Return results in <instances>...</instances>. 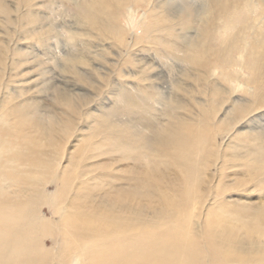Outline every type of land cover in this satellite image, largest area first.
I'll list each match as a JSON object with an SVG mask.
<instances>
[{
  "label": "rangeland",
  "instance_id": "374dc122",
  "mask_svg": "<svg viewBox=\"0 0 264 264\" xmlns=\"http://www.w3.org/2000/svg\"><path fill=\"white\" fill-rule=\"evenodd\" d=\"M5 1L10 10L8 16L7 9L0 11V122L9 118L5 111L11 106L19 108L26 103L29 106L25 108L24 115L48 120L55 113L61 118L65 114L74 125L70 135H62L64 140L57 151L59 156L65 155H62L63 161L61 159L64 166L69 167L70 160H78L79 157L81 164L88 166L83 177L78 178L83 187L121 200V189H137L142 193L139 205L154 206L156 203L155 206L162 207L161 204H165L168 212L176 209L163 196L172 194L179 185L184 190L189 187L192 194L186 199L187 204L184 202L186 208L184 205L182 217L175 221L171 217L158 219L154 231L181 225L184 226L182 231L189 234L201 232L202 237L212 230L225 240H233L230 238L234 236L247 239V225L264 215V146L241 137L249 126L255 130L264 129L263 0H212L214 12L207 25L201 23L205 17L199 13L203 0H162L154 10L151 9L156 3L154 0H125L115 14L107 10L94 14L86 0H34L29 9L30 17L25 8L20 6L16 12L11 9V0ZM117 1L122 0H109V3L119 7ZM167 2L170 6L165 12ZM169 14L179 17V25L173 24L176 20L169 18ZM100 20H109L118 29L116 32L110 28L104 30ZM175 33L178 34L175 36ZM179 34L190 37L191 41L201 36L204 46L201 49L186 44L188 41H183L185 38L181 40ZM203 51L205 61H209L207 63L204 59L200 62L197 59H202ZM133 84L138 86L137 89L134 90ZM121 89L126 98L122 96ZM57 94H66L72 102L76 100L81 105L80 109L77 106L73 108V114L63 102L62 107ZM129 97L131 100H127ZM203 100L208 104L214 123L205 132L200 127L199 132L203 134L196 147L187 153L193 167H185L183 158L181 167L170 165L172 174L183 180V185H175L176 182L166 181L169 179V175L164 174L167 170L157 164L158 154L165 155L167 159L175 152L158 144L153 147L151 140L144 142L153 134L159 137L167 133V127L173 123L170 115L189 114L194 118L192 113L201 112L199 102ZM247 101L250 112L240 113L238 105ZM15 115L12 121L18 125L12 139L31 142L29 138L33 133H28L31 128L28 122H23L25 116L16 115V119ZM138 115L158 118L159 123H151L155 125L153 134L146 131L149 129L141 120L139 123ZM223 118H232V121L227 120L221 129L217 128L215 120ZM127 131L133 132L135 137L127 134L126 145L119 138V133L125 136ZM115 134L121 141L113 139ZM150 164L162 169L163 175L156 178L151 173ZM41 179L43 184L39 189L48 192L55 189L53 180ZM151 180L155 183L154 188L148 184ZM6 185L9 191H15L14 185ZM22 188L25 190L26 187ZM131 196L128 194V198ZM41 208L46 217L51 216L47 208ZM253 213L257 214L254 220ZM43 243L45 247H51L52 239L45 237Z\"/></svg>",
  "mask_w": 264,
  "mask_h": 264
},
{
  "label": "bare ground",
  "instance_id": "6f19581e",
  "mask_svg": "<svg viewBox=\"0 0 264 264\" xmlns=\"http://www.w3.org/2000/svg\"><path fill=\"white\" fill-rule=\"evenodd\" d=\"M33 1L34 0H11L10 4L11 7H13L11 9L17 12L18 8L21 6L23 7L21 9L25 8V12H27V15L29 16L30 13L29 9L31 6L34 5L32 4ZM86 1H88L87 3L94 14H97L100 10L102 11L107 10L108 13L115 14V12H117V10L121 7V4L125 2V0L117 1L119 4L118 7V6H114L112 2L109 3V0H86ZM154 1L156 3L152 4L151 6L152 10H154V8H157L158 3L162 2V0H154ZM252 1L250 0V2ZM211 3H213L212 0L211 2L209 0H203L202 5L199 6L200 8V11L198 10L199 13L203 14V16L205 17V21L201 19L202 24L205 23L207 25V21L208 20L211 21L210 16L212 15L211 13L214 12V9L212 7L213 5ZM166 5L167 8L164 9L165 12L166 9L168 10L170 6L169 2H167ZM232 6L234 5L232 4ZM8 7L9 6L6 5L5 0H0V11L4 12L5 9H7V13H8L7 16L9 15L8 11L10 10ZM128 9L130 10V8ZM217 15L219 16V14ZM170 16L171 18L176 20L175 23L173 24L179 25V21H180L179 17L174 16V14L173 15L169 14V18ZM189 17H191V15H189ZM101 22L103 23L102 26L105 27L104 30L105 29L108 30V28H110L113 29L114 32H116V30L118 29V27L113 22L111 23L109 20L108 21L105 20ZM185 31L188 32V30ZM176 34L178 33H175L174 35L176 36ZM179 38L180 39L185 38V40L183 41H188L186 42V44L189 43L193 47L194 45L200 48L204 46V43H201L200 40L201 36H198V39L195 41L189 40L188 38L190 37L180 36V34H179ZM186 44L184 43V46ZM185 48H183L184 51ZM189 52L192 51L190 50ZM204 53L205 52L203 51L202 59H200L201 57L200 58L196 57L199 62L204 59ZM188 55L190 56V54ZM209 58L211 57L209 56ZM0 62H1V57H0ZM204 62H206L205 59ZM198 75L200 76V74ZM216 84L217 83H214V85ZM204 85L206 84L204 83ZM132 87L135 90L137 89L138 86L135 87V85L133 84ZM148 87H151V85ZM136 92L139 93L138 91ZM121 93L123 97L125 98L127 97L122 89H121ZM135 96H133L134 99ZM56 98H58L59 101H61L60 104H62L63 102L64 105L68 107L67 109L69 110L72 109L71 111L73 114H75L73 108L76 109L77 106L80 109L81 105L79 106V103H77L76 100H73L72 102L71 99H69V96H67L66 94H60ZM129 99L131 100V97H129L127 100ZM144 99L147 98L145 97ZM142 101L144 102L143 98ZM27 105H28L27 103L26 105L22 104L19 108H15L11 106L9 110L5 111L7 113L6 115H8L9 118L7 117L8 119L6 118L5 120L0 122V264H262L264 262V215L262 214H261L262 217L255 221L254 219L257 214L253 213L254 222L247 225V232L245 233V236H247L248 240L243 237L242 239H239L238 238L239 236L237 237L234 236V238H230L233 240H227V239L225 240L222 235H219L217 234L216 231H212V230H209L207 232V235L202 237L201 232L200 234L197 232H193L189 234L185 230L182 231L183 230L182 227L184 226L181 227V225L180 226L175 225L176 227H172V228L165 227L163 230H159L156 228L157 230L155 229L156 231H154L153 227L157 225L156 220L162 219L163 217L165 218L171 217L175 221L177 219L179 220V218L182 217L184 205L187 204L185 201L190 196L191 188L186 187L185 190L181 189L180 187L181 185L179 184L182 183L183 185V180L175 176V174L174 175L172 174L170 165L175 164L176 165L175 167H178L177 165H180L181 167L183 165L181 163L183 158V160L185 161L184 162L185 167H187V165L188 167L189 165L191 167L194 166L193 162L188 159L187 153L191 152L198 144L200 135L203 134L199 132L200 127L201 129L203 128L205 132L208 126H211L214 123L213 122L214 120L212 119V115L208 110V104L206 101L203 100L199 102V105L202 107V110L200 113H192L194 115V118H191L189 114H184L181 116L170 115V118L172 119L173 123L172 124L169 123L170 125L167 123V125H169L168 127L166 125V127L168 128L167 133L165 135L161 134L162 136L159 137L154 136L153 134L155 130L153 129L154 124H151L154 121L158 122L157 117L154 116L152 119L151 117L148 118L151 114L147 117L144 115L143 116L138 115L137 118L136 116L137 120L139 121L141 120L142 123H144V126H147L146 128H148L151 132H149V130L146 131L149 134H153V137L150 136V138L147 139V141L144 142V144L148 143L151 140L152 143L151 145L153 147L158 144L157 146H161V148H168L175 152L173 157L172 156L171 158L167 157L168 160L166 159V157H164L165 155L163 156L161 154H158L160 158L158 157L159 160L157 159L158 167L163 166V168L167 170L166 172H164L165 175L166 174L169 175V179L166 181H170L171 183L174 184L176 182L175 185H179V187L176 190H174V192H172L173 195L165 194V196H163L164 197L163 199H165L166 201L170 200V203L173 204L172 207L176 209V211H171V212H168L165 209V204H161L163 205L162 207H159L158 204L155 206L156 203L154 204V206H152L151 204L139 205V201H140L139 197L142 193L139 192L137 189H129V190H126L125 188L121 189V197L123 199L121 200L116 198V196L113 198L105 197L103 193H97L98 191L95 192L96 190L93 192L89 191L90 187H88L89 189L87 187H83L84 185L82 186V183L78 182V178L80 176L83 177L82 175L86 173L85 167L88 166L81 164L82 159L80 160V157L78 158V160H74V159L73 161L70 160L69 167L64 166L61 162L62 155L64 154H61V156H59L60 154H58L57 151L58 145L64 140L62 135L66 136L67 134L70 133L69 131L73 129V125H74L73 120L65 117V114L62 115L61 118V116L59 114H58L59 116H57L56 113L54 117L52 118L50 117L48 120L38 118L36 115H31V116H29L28 114L24 115L23 112H25L24 110L27 107ZM61 106L63 107V104ZM238 106L239 107H237V109L240 111V113L243 114H247L251 110L249 101H247V103L245 104L240 103ZM185 110L189 111L188 108H185ZM15 113H18L16 115L20 117L22 115L25 116L23 122H28L27 125H29L28 127L31 128V131L27 129L28 133L31 132L33 133V135L29 138L31 142L29 141L25 142L23 140H22L23 142H18L12 139L13 135L17 132L16 126L18 125L16 124L18 122L15 123L14 120L12 121V119H14L13 115H15ZM16 115L15 118L17 119ZM21 118H23V116ZM232 118L231 119L223 118L222 120L219 121L216 119L217 120V121L215 120V124L217 123L216 127L221 129L222 126L226 123V121L229 120L230 122L232 121ZM236 118L237 117L235 116L234 119ZM18 120L21 119L18 118ZM141 121L139 123H141ZM20 124L22 125V123ZM30 125L33 126V129ZM141 126L143 127V124ZM132 127L133 126H131V128ZM247 129L248 130L244 131L245 133L242 134L241 137L251 140L256 144H260V145L262 144L264 146V129L258 128L257 130H255L250 126L247 127ZM137 130L138 129H136V131ZM166 130L164 132H166ZM121 133H119V138L121 137L123 144L126 145L129 137V136L127 137V134L131 135V137H135L133 132L128 133L127 131L125 136L121 135ZM114 136L115 137H113V139L119 142L120 139L118 138V134H115ZM25 140H27V138H25ZM137 144H139L138 141ZM85 148L87 149V146ZM154 149L156 150V148ZM156 151L158 153L159 147L157 148ZM91 165L92 164H90V167L95 168L94 166ZM149 166L152 167L153 170H151V173L154 174L156 178H159V176L163 175L162 169L152 166V164H150ZM41 178H45V180H49V179L53 180L56 186L55 189L51 192H48L42 188L39 189L38 188L40 187L39 185L43 184ZM186 182H188V180H186ZM6 183L8 185H14L16 187L14 189L15 191H11V190L9 191L8 190L9 187L7 188ZM148 184L152 188L155 187V183L152 182V180L148 181ZM22 187H26L25 190ZM80 189L82 191L84 190V192H81ZM128 194H131L132 196L128 198ZM156 197L158 198V196ZM42 206L47 208L51 216L46 217L45 214H43L42 212L43 210L41 208ZM172 225H173V221H172ZM45 237H49L52 239L51 247L44 246L43 242Z\"/></svg>",
  "mask_w": 264,
  "mask_h": 264
}]
</instances>
